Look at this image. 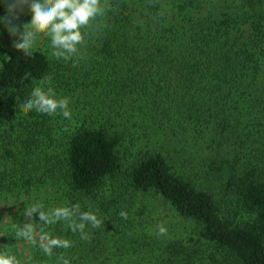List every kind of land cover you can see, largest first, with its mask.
<instances>
[{
	"label": "trees",
	"instance_id": "obj_1",
	"mask_svg": "<svg viewBox=\"0 0 264 264\" xmlns=\"http://www.w3.org/2000/svg\"><path fill=\"white\" fill-rule=\"evenodd\" d=\"M100 2L67 60L43 32L19 52L0 24V251L20 264H264V0ZM35 86L81 108L78 123L21 108ZM34 205L49 222L24 215ZM81 212L101 221L85 222L87 239L70 227ZM26 223L31 240L17 235ZM51 239L70 247L46 254Z\"/></svg>",
	"mask_w": 264,
	"mask_h": 264
},
{
	"label": "clouds",
	"instance_id": "obj_2",
	"mask_svg": "<svg viewBox=\"0 0 264 264\" xmlns=\"http://www.w3.org/2000/svg\"><path fill=\"white\" fill-rule=\"evenodd\" d=\"M27 9L31 13L30 22L22 27L15 23L19 20L20 14ZM104 9L101 7L100 0H10L7 7V14L0 16V24L7 26V30L11 35L17 36L13 42V46L19 52L30 55L31 50L36 42L38 33L43 32L50 39L52 55L57 59H69L78 52V46L83 43L84 34L81 29L90 24L97 16L103 14ZM46 82L41 80L40 85ZM69 101L67 98H56V94L51 87L46 90L42 86L33 87L31 94L26 97L20 107L28 111H36L47 115H54L58 111L65 117L70 118L68 108ZM79 206L75 205L72 209L61 207L52 210V221L71 220L74 212ZM34 213H38L44 222H49L45 213L38 206L26 207L24 215L28 218ZM120 215L126 218V213L121 212ZM79 223H72L70 227L73 231H79L82 239H87L85 233V222L93 227H99L101 221L91 212H81L79 214ZM160 232L165 229L161 227ZM31 223H26L19 232L18 236L25 239H32ZM47 238V237H45ZM53 247H70L68 240H49L48 245L43 246L46 254H51ZM0 264H20L15 255L8 251H0ZM63 264H69L68 260H64Z\"/></svg>",
	"mask_w": 264,
	"mask_h": 264
},
{
	"label": "rangeland",
	"instance_id": "obj_3",
	"mask_svg": "<svg viewBox=\"0 0 264 264\" xmlns=\"http://www.w3.org/2000/svg\"><path fill=\"white\" fill-rule=\"evenodd\" d=\"M40 39L44 40V39H45V36H43L42 38H40L39 36L36 37V41H37V42H38ZM70 113H71L70 116H74L73 123H74V124H77V123H78L77 118H80V117H81V108H77V106H75V105H71ZM150 201L154 202V206H155V205H156L157 207L159 206V203L156 202V198H155V200H154V198H151ZM162 209H163V212H165L166 215H169L170 217L172 216V211H170V210H168V209H166V210L164 211V208H163V207H162ZM4 211H6V208L3 207V206H1V212H4ZM14 211H15V209H14ZM180 227H182V229H186V228H187V229H190V224H188V223H183V222L178 221V222H177V225H176L177 230H180ZM170 234H171V233H170V231H169L168 236H170Z\"/></svg>",
	"mask_w": 264,
	"mask_h": 264
}]
</instances>
